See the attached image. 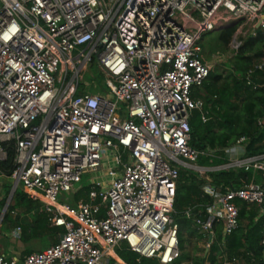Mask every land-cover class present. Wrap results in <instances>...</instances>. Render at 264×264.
I'll use <instances>...</instances> for the list:
<instances>
[{
	"label": "built area",
	"instance_id": "built-area-1",
	"mask_svg": "<svg viewBox=\"0 0 264 264\" xmlns=\"http://www.w3.org/2000/svg\"><path fill=\"white\" fill-rule=\"evenodd\" d=\"M231 21L228 49L236 55L264 29V0H0V163L15 148L10 172L0 166V229L21 183L50 224L64 228L55 242L27 253H7L0 234V264H129L116 251L122 242L172 263L181 254L174 216L181 167L204 177L212 197L204 214L195 206L185 212L203 234L206 264L216 220L223 237L239 226L238 199L264 214V150L248 153L249 136L241 135L224 163L207 166L191 144L190 120L202 108L191 90L213 67L202 55L203 36ZM94 61L113 97L77 93ZM256 68L264 60L249 68V83ZM229 168L253 176L241 186L215 185L209 171ZM99 170L87 196L76 197L83 174ZM66 192L72 198L61 201ZM9 235L21 238L23 224ZM219 244L223 264H248L229 256L224 239Z\"/></svg>",
	"mask_w": 264,
	"mask_h": 264
},
{
	"label": "trees",
	"instance_id": "trees-1",
	"mask_svg": "<svg viewBox=\"0 0 264 264\" xmlns=\"http://www.w3.org/2000/svg\"><path fill=\"white\" fill-rule=\"evenodd\" d=\"M235 25L223 27L220 38L228 43ZM236 62L232 66L229 75L210 71L202 86L193 87L191 95L202 100V108L195 109L191 117V144L203 150L197 159L201 165H217L227 160L226 148L234 145L241 135H248V153H257L264 150V126L258 123L259 118L264 117V68H256L251 73L252 82H248V70L258 62L256 59L264 58V29H258L255 35L248 36L236 54ZM207 113L209 118L203 120L202 114ZM15 148L9 145L7 159L0 166L7 172L13 165ZM253 176L252 170L245 169H218L212 172L213 183L219 187L241 186L249 182ZM206 179L190 168L181 167L177 180L175 193L174 216L181 226L180 256L170 264H206L204 246L198 255L192 256L185 247V238L182 235V227H190L193 219L187 217L186 209L190 206L203 208L212 201V197L203 188ZM90 185L83 186L76 197H86ZM9 190V189H8ZM240 205L239 226L230 234L223 237L220 220H216L215 238L207 258L209 264H223L217 253L221 250L219 242L224 239V247L230 257L244 258L248 264H264V214L259 216L260 206L238 199ZM18 207H23L26 212L33 213L29 223L20 221V216L12 212ZM6 225L22 223L25 241L32 238L47 236L50 244L55 242L61 226L50 224L49 215L43 209L42 203L32 199L23 189H17L13 195V201L5 214ZM4 224V223H3ZM197 229V228H196ZM203 240V234L199 233ZM32 249L25 248L24 253ZM117 253L129 264H160L155 257L141 256L131 249L126 242H122L117 248Z\"/></svg>",
	"mask_w": 264,
	"mask_h": 264
},
{
	"label": "rangeland",
	"instance_id": "rangeland-1",
	"mask_svg": "<svg viewBox=\"0 0 264 264\" xmlns=\"http://www.w3.org/2000/svg\"><path fill=\"white\" fill-rule=\"evenodd\" d=\"M222 29V28H221ZM220 28H216L210 31H207L202 40L203 46V57L204 59L213 62L212 70L218 73H222L224 75H229L232 70V66H234L236 62V55L229 52L228 43L223 42L220 38ZM220 57L221 55H223ZM264 58L256 59V62L263 61ZM81 83L77 93H82L83 91H98L110 97L113 95L109 92V86L107 84V76L106 74L99 69V66L96 61L87 65L85 69L81 73ZM108 158L104 159V168L108 165ZM191 169V168H190ZM194 170V169H193ZM196 171V170H195ZM214 170L209 171L212 175ZM102 174L101 171H89L83 174L82 180L79 182L82 186H88L92 181H94L95 175ZM101 180H103L101 178ZM13 179L8 177L5 179V190L11 188ZM23 184L19 185V190L22 189ZM72 193L66 192V194L59 195V199L61 201H67L66 197L70 196L72 198ZM66 196V197H65ZM13 215L20 216V221L29 223L33 218V213L26 212L23 207L16 208L15 211L12 212ZM16 224L6 225L4 222L3 226L0 229L1 234V248L5 250L9 254H14L17 252L23 251L25 248L32 249L31 251L40 250L42 248L47 247L50 242L45 236L43 238H32L28 241H25L23 237L17 238L9 235V232L15 227ZM182 235L185 238V247L186 250L192 255H198L200 253L201 248L203 247V240L200 239L199 232L196 229L195 225L188 227H182Z\"/></svg>",
	"mask_w": 264,
	"mask_h": 264
},
{
	"label": "water",
	"instance_id": "water-1",
	"mask_svg": "<svg viewBox=\"0 0 264 264\" xmlns=\"http://www.w3.org/2000/svg\"><path fill=\"white\" fill-rule=\"evenodd\" d=\"M236 23H237V21H231L225 25L220 26L219 28L221 29V28L226 27V26L235 25ZM210 238H212V234L210 235Z\"/></svg>",
	"mask_w": 264,
	"mask_h": 264
}]
</instances>
